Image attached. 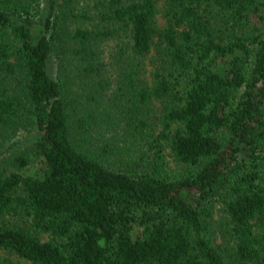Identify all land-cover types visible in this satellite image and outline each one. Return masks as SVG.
Here are the masks:
<instances>
[{
	"label": "trees",
	"instance_id": "trees-1",
	"mask_svg": "<svg viewBox=\"0 0 264 264\" xmlns=\"http://www.w3.org/2000/svg\"><path fill=\"white\" fill-rule=\"evenodd\" d=\"M0 264H264V0H0Z\"/></svg>",
	"mask_w": 264,
	"mask_h": 264
},
{
	"label": "rangeland",
	"instance_id": "rangeland-1",
	"mask_svg": "<svg viewBox=\"0 0 264 264\" xmlns=\"http://www.w3.org/2000/svg\"><path fill=\"white\" fill-rule=\"evenodd\" d=\"M46 4H43L42 6V11L43 13H46ZM159 21L160 23H162V19L161 17L159 16ZM55 72H56V67H55V64L53 62V59L50 61V64L48 66V73L49 75L54 78L55 77ZM39 134L37 133H27V134H22V136H20V140H21V143H24V142H31V141H34L38 138ZM19 140V142H20ZM35 172V168H32L30 169V173L33 174ZM218 210H219V205H216L215 207V215H214V219L217 220V218L220 216V213H218ZM140 233V229L135 227L133 232H132V236L133 238H136L138 237Z\"/></svg>",
	"mask_w": 264,
	"mask_h": 264
}]
</instances>
